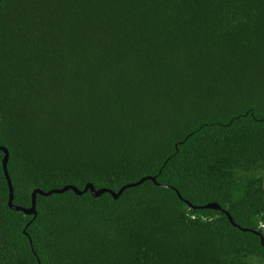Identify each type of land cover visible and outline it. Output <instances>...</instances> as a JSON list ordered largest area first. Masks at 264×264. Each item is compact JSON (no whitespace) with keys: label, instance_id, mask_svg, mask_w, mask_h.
Returning a JSON list of instances; mask_svg holds the SVG:
<instances>
[{"label":"trees","instance_id":"1","mask_svg":"<svg viewBox=\"0 0 264 264\" xmlns=\"http://www.w3.org/2000/svg\"><path fill=\"white\" fill-rule=\"evenodd\" d=\"M0 147L149 178L0 151V264H264V0H0Z\"/></svg>","mask_w":264,"mask_h":264},{"label":"water","instance_id":"2","mask_svg":"<svg viewBox=\"0 0 264 264\" xmlns=\"http://www.w3.org/2000/svg\"><path fill=\"white\" fill-rule=\"evenodd\" d=\"M0 151L3 152L4 156H3V159H2V169H3V174H4V177L6 179V182H7V186H8V202H7V205L8 207L11 209V210H14V211H20L22 213H24L25 215H32V216H36V210H35V198H36V195H43V196H47V195H50L52 193H64L66 192L67 190H71L74 192V194L76 195H82L84 193H86L87 191L90 192L91 196L96 198V197H99L100 195H102L103 193H108L113 199H117L121 193L123 192L124 189L128 188V187H133V186H136L140 183H142L143 181L149 179V178H143L141 179L140 181H138L137 183L135 184H132V185H126L122 188H120L116 193L111 191V190H107V189H98V190H95L93 186L87 184L83 190H78L77 188L73 187V186H65L64 188L60 189V190H51L47 193H44L40 190H34L32 193H31V205L29 208H20V207H17V206H14L12 204V198H13V189H12V186H11V182H10V179H9V176H8V173H7V170H6V165H7V161H8V152L5 148L3 147H0ZM153 180V179H152ZM203 209H210V210H220V207L217 205V204H207L206 206L203 207ZM226 214V213H225ZM227 216V219L229 220V222L235 226V224L233 223L232 221V218L226 214ZM258 234V233H257ZM259 235V234H258ZM261 242L263 241L262 238H260Z\"/></svg>","mask_w":264,"mask_h":264},{"label":"built area","instance_id":"3","mask_svg":"<svg viewBox=\"0 0 264 264\" xmlns=\"http://www.w3.org/2000/svg\"><path fill=\"white\" fill-rule=\"evenodd\" d=\"M258 230L262 231L264 233V222H259L258 223Z\"/></svg>","mask_w":264,"mask_h":264},{"label":"clouds","instance_id":"4","mask_svg":"<svg viewBox=\"0 0 264 264\" xmlns=\"http://www.w3.org/2000/svg\"><path fill=\"white\" fill-rule=\"evenodd\" d=\"M193 218V217H192ZM258 229V228H257ZM259 231V230H258Z\"/></svg>","mask_w":264,"mask_h":264}]
</instances>
